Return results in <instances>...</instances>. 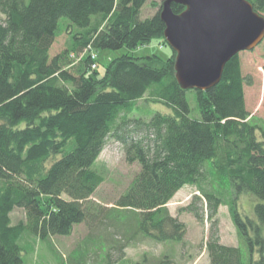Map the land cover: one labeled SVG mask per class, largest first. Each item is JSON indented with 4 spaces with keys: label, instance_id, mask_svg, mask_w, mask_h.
I'll use <instances>...</instances> for the list:
<instances>
[{
    "label": "trees",
    "instance_id": "trees-1",
    "mask_svg": "<svg viewBox=\"0 0 264 264\" xmlns=\"http://www.w3.org/2000/svg\"><path fill=\"white\" fill-rule=\"evenodd\" d=\"M249 1L264 15V0ZM146 2L0 0V264H29L21 244L25 234L46 241L88 222V203L103 182L94 164L111 137L123 144L128 161L141 164L114 206L138 215L136 231L158 242H181L187 226L167 204L185 185H195L198 194L180 210L212 222L206 264H264V125L250 119L245 84L252 82L243 74L240 53L226 63L215 86L194 89L200 118L191 116L189 89L176 78L173 49L167 59L124 53L103 74L98 58L87 53L91 47L132 50L154 37L167 44L163 3L142 18ZM172 9L181 13L185 6L173 2ZM94 16L106 20L104 26ZM62 17L70 20L72 38L51 56ZM141 99L170 111L136 117ZM244 190L259 199L258 222L239 210ZM220 205L229 207L250 244L248 253L221 242ZM15 208L24 209L25 221L12 223ZM108 217L120 221L117 214ZM122 257L109 253L99 264H124Z\"/></svg>",
    "mask_w": 264,
    "mask_h": 264
},
{
    "label": "rangeland",
    "instance_id": "rangeland-1",
    "mask_svg": "<svg viewBox=\"0 0 264 264\" xmlns=\"http://www.w3.org/2000/svg\"><path fill=\"white\" fill-rule=\"evenodd\" d=\"M163 1L147 0L141 17L154 15ZM4 18L5 15L0 11V20ZM95 22L100 23L102 27L106 20L98 17ZM69 24L70 20L67 17L60 19L58 35L50 51L51 56L61 53L69 46L72 38V29ZM94 52L98 55L99 72L103 74L112 59L124 53L134 56L156 54L167 59L172 54V48L164 43L162 38L154 37L149 44L132 50L122 47L97 51L91 47L87 53ZM79 56H71L74 58L73 64H77L75 66H78ZM240 56L243 74L252 82L245 84L246 104L251 113L250 119L254 123L264 125V40L252 50L241 51ZM187 97L192 109L191 116L200 118L201 112L197 105L195 90L189 89ZM155 110L170 111L162 104L141 99L137 102V109L133 115L149 119L150 111ZM94 168L103 176V182L88 203L91 213L93 212L88 222L76 224L70 235H53L46 241L31 234L23 235L21 244L29 264H99L108 258L109 253L113 259L119 257L121 259L123 256L124 264H158L162 260H166L167 264H206L209 261L206 243L211 233L212 222L207 218L200 221L193 213L180 210L190 204L194 195L198 194L195 185H185L167 204L170 213L177 216L187 226L183 240L181 242H158L136 231L138 215L134 211L114 210L116 200L128 189L140 172L141 164L138 161H128L123 144L111 137L97 158ZM258 200L247 190L242 191L238 197L240 212L251 216L257 222L254 206ZM113 214L119 215L120 221L117 222L108 217ZM217 216L221 242L241 246L248 253L250 244L240 235L232 220L229 207L220 205ZM25 219L23 208H15L11 213L13 224L25 221ZM261 229L264 236V223L261 224ZM259 256V248L256 246L254 257L258 259Z\"/></svg>",
    "mask_w": 264,
    "mask_h": 264
},
{
    "label": "water",
    "instance_id": "water-1",
    "mask_svg": "<svg viewBox=\"0 0 264 264\" xmlns=\"http://www.w3.org/2000/svg\"><path fill=\"white\" fill-rule=\"evenodd\" d=\"M173 2L185 9L175 13ZM160 17L164 38L176 52V78L185 90L215 86L235 54L264 40V15L249 0H164Z\"/></svg>",
    "mask_w": 264,
    "mask_h": 264
},
{
    "label": "built area",
    "instance_id": "built-area-1",
    "mask_svg": "<svg viewBox=\"0 0 264 264\" xmlns=\"http://www.w3.org/2000/svg\"><path fill=\"white\" fill-rule=\"evenodd\" d=\"M91 54V58L92 59H96L98 57V55L94 52V53H90ZM72 56H75V54H72ZM92 67L93 68H96L97 67V64L96 63H93L92 64Z\"/></svg>",
    "mask_w": 264,
    "mask_h": 264
}]
</instances>
